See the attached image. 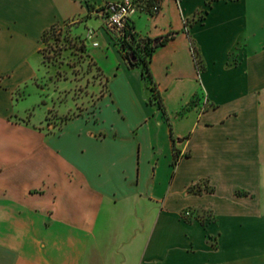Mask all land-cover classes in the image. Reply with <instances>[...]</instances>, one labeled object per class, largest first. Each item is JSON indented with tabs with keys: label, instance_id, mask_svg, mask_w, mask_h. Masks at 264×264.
Here are the masks:
<instances>
[{
	"label": "crops",
	"instance_id": "1",
	"mask_svg": "<svg viewBox=\"0 0 264 264\" xmlns=\"http://www.w3.org/2000/svg\"><path fill=\"white\" fill-rule=\"evenodd\" d=\"M108 1L0 0V264H264V0H161L132 19L173 35L149 61L166 114L87 29L107 85L95 118L47 126L43 100L34 121L44 33Z\"/></svg>",
	"mask_w": 264,
	"mask_h": 264
},
{
	"label": "rangeland",
	"instance_id": "2",
	"mask_svg": "<svg viewBox=\"0 0 264 264\" xmlns=\"http://www.w3.org/2000/svg\"><path fill=\"white\" fill-rule=\"evenodd\" d=\"M77 1L79 4L82 0ZM140 1L143 2V0ZM82 6L85 7L84 2H82ZM103 6L99 7L98 10ZM92 15L91 18L76 16L77 19L81 20L79 23L72 21L48 30L42 37L43 64L39 63L35 54L32 55V67L37 72L33 83L28 85L25 100L26 104L29 105L30 112L28 115H32L34 121L44 119L43 100H46L50 105V109L46 113L47 120L45 122L47 126L61 127L62 122L64 123L67 119L78 114L88 121L95 118L100 92L103 93L107 85L87 52L86 48H94L91 47L90 41L83 38L86 30L93 29L97 32L96 40L99 47L95 49L103 52L104 44L108 42L111 50L115 53H118V50L111 42L103 25H100L103 16L97 10ZM138 15L141 13L136 14V16ZM84 20H88V23H84ZM98 57L99 62L107 64L102 56L98 55ZM110 57L109 62H111ZM38 87L43 88L44 92ZM56 105L61 106V109L64 110L63 115H57ZM209 187L207 182L202 181L188 187L187 192L198 193V191L207 190ZM238 193L241 192L238 191ZM191 213L187 210L183 216L189 218ZM203 215L205 213L197 212L198 218H202ZM191 217H194V214Z\"/></svg>",
	"mask_w": 264,
	"mask_h": 264
},
{
	"label": "trees",
	"instance_id": "3",
	"mask_svg": "<svg viewBox=\"0 0 264 264\" xmlns=\"http://www.w3.org/2000/svg\"><path fill=\"white\" fill-rule=\"evenodd\" d=\"M160 2H161V0H147L145 2V5H146L145 10H146L147 14L152 16L149 13V8L152 5H156V4L160 5ZM102 10H103V8L100 9V11H102ZM136 35L137 34L132 33L130 36L129 42H126V41L121 42L119 47L117 48L118 53L120 54L122 59L126 62V65L128 68H134V67L140 68L142 79H144L149 84V88H150L151 93H152L151 100L152 101L154 100L156 102L157 106L159 107V109H161L162 113L166 114V111L162 105V100L159 97V94L157 92L155 83H154L152 75H151V72L149 70V61H150L151 55L154 52V50L158 47L164 46L172 38L173 35L168 34V35L156 37L153 39L144 37L143 39H140V40L136 39ZM83 46L85 48L84 44H83ZM192 50H193V58H194L195 66L197 65L198 66L197 68L199 70H201L202 67L200 64V59H199L198 54H197V52L193 46H192ZM41 55H42V53H41ZM177 160H178V155L175 154V156H174V163L175 164H176Z\"/></svg>",
	"mask_w": 264,
	"mask_h": 264
},
{
	"label": "built area",
	"instance_id": "4",
	"mask_svg": "<svg viewBox=\"0 0 264 264\" xmlns=\"http://www.w3.org/2000/svg\"><path fill=\"white\" fill-rule=\"evenodd\" d=\"M147 0H116L108 1L103 7V28L110 36L113 45L118 48L123 41L129 42L132 33H135L132 19L139 13L147 14L145 8V2ZM160 12V5H152L149 8V13L154 16ZM144 37L139 34L136 35V39L140 40ZM93 46H97V43H93ZM198 66L196 65V69Z\"/></svg>",
	"mask_w": 264,
	"mask_h": 264
}]
</instances>
